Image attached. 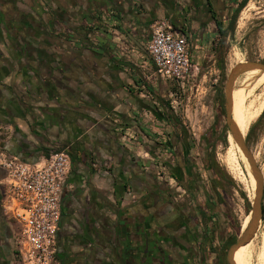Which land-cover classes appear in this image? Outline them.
<instances>
[{"label": "crops", "instance_id": "1", "mask_svg": "<svg viewBox=\"0 0 264 264\" xmlns=\"http://www.w3.org/2000/svg\"><path fill=\"white\" fill-rule=\"evenodd\" d=\"M229 1L0 0L5 148L27 162L62 150L72 157L58 234L62 264H212L201 257L200 215L146 171L121 142L118 121L135 123L132 115L145 110L142 87L159 94L167 83L147 50L153 22L169 19L205 65ZM173 140L185 178L186 146ZM2 192L0 185V264H21L18 226L2 211Z\"/></svg>", "mask_w": 264, "mask_h": 264}, {"label": "rangeland", "instance_id": "2", "mask_svg": "<svg viewBox=\"0 0 264 264\" xmlns=\"http://www.w3.org/2000/svg\"><path fill=\"white\" fill-rule=\"evenodd\" d=\"M232 4L230 0L229 18L232 15L231 8H236ZM246 8L247 20L242 29H239V19ZM243 11L236 24L235 39L232 40L229 37L227 40L229 49L226 56L225 80L219 71L215 51L220 41L219 37L213 46L212 53L214 57L212 59L208 56L205 65H197L193 60L198 70L195 71L192 83L189 86L182 90L175 83L167 82L163 83L162 90L159 88V94L157 95H160L163 101L170 104L180 125H172L157 116L154 111L155 107H159L162 112H164V109L161 103L157 101L155 94L147 86L149 93L140 89L143 94L141 99L145 101L142 104L146 108L140 111V115H132L135 123L118 121L121 142L125 131L130 129L132 131L130 132L131 135L136 138L134 145L130 146L135 156L144 161L145 166L150 165L154 159L155 168H159V171L163 169L171 176L172 171L179 165L175 159L171 143L175 133L181 136L186 146L183 164L188 166V172H193L201 181L205 193L199 194V203H204V201L209 203L208 206L204 204L203 208L216 217L217 232L220 236L233 233V225L239 226L240 234L242 229L247 228L251 221L250 213L255 197L252 191L248 161L246 162L239 151L237 143L235 142L236 146H232L229 142L232 136L226 120L225 92L227 79L231 71L239 65H245L247 62H264V0H248V4ZM228 24L229 19L226 21V26ZM236 51L242 57L240 64L236 63L232 57L233 52ZM191 52L192 54L194 52L193 45ZM243 74L236 79L232 93L233 97L237 95L240 86L243 84ZM151 88L153 90V86ZM148 94L152 96L151 99L146 97ZM256 99H258L256 107L259 108L264 103V87L255 93L253 100ZM259 118L251 124L245 140L264 178V118L261 121H259ZM138 143L140 145H136ZM188 148H191L190 154H187ZM233 149L234 151H232ZM233 152L234 154H232ZM147 154L148 156H146ZM229 166L231 170H229ZM163 179L157 180L170 188L182 205L189 210L200 212L198 201L193 199L189 193L186 194L179 184L173 183V185H170L165 178ZM202 198H204V201ZM258 233V239L256 237L254 244H251V252L255 257L254 264H257L256 257L261 252L264 241V217ZM218 234L216 235V241L221 238ZM238 249L235 250L233 255L235 264Z\"/></svg>", "mask_w": 264, "mask_h": 264}, {"label": "built area", "instance_id": "3", "mask_svg": "<svg viewBox=\"0 0 264 264\" xmlns=\"http://www.w3.org/2000/svg\"><path fill=\"white\" fill-rule=\"evenodd\" d=\"M150 32L147 50L157 75L184 90L192 83L198 70L193 63L189 36L177 30L166 18L154 21ZM131 52L135 54L137 50ZM141 90L149 93L146 86ZM146 97L152 98L150 94ZM130 132L127 129L122 138V143L129 148L136 142ZM5 137L6 133L0 127V171L3 173L0 180L3 190L1 208L5 216L18 226L14 235L18 259L21 264H62L58 258V234L62 218V193L72 171V157L67 150H62L36 162H27L8 153ZM154 162L153 159L146 166L147 172L158 180L165 178L170 185L177 183L165 170L155 168Z\"/></svg>", "mask_w": 264, "mask_h": 264}, {"label": "bare ground", "instance_id": "4", "mask_svg": "<svg viewBox=\"0 0 264 264\" xmlns=\"http://www.w3.org/2000/svg\"><path fill=\"white\" fill-rule=\"evenodd\" d=\"M246 20H247V8L243 11V13L241 14V17L239 19V25H238L239 29H242ZM232 57H233V60L236 61V63H238V64L241 63L242 57H241V54L239 52H237V51L233 52ZM243 75H244V81H242L243 84L240 86L239 91L235 97H233V94H232L231 103H232L233 120H234L235 124L237 125V128H238L240 134L243 136V138H245L249 129H250L251 124L253 123V121H255L257 118H259L264 111V103L261 104L259 108H257L256 106H257L258 99L253 100L255 93L259 89L264 87V70L259 68V67H256V68H253L252 70L247 71ZM240 83H241V81H240ZM247 105H248V107H247ZM231 136H232V134H231ZM229 142H231L232 146H236L235 139L233 138V136L231 137V140ZM221 148H222V146H221ZM238 149L242 153L244 159L247 162L248 159L245 156L244 152L241 150V148L239 146H238ZM232 151H234V149ZM232 154H234V152ZM230 160H231V158H230ZM248 164H249V162H248ZM237 166L239 167V165H237ZM229 168H230L229 170H231L230 166H229ZM249 171L251 174L252 191H253V195L255 196L254 197V200H255L256 192H257V180H256V178L252 172L250 164H249ZM236 173H237V171H236ZM241 178H243V177H241ZM240 180L242 181V179H240ZM258 232H259V229H258L255 237L247 245L242 246L238 249L237 264H247L248 251L251 247V244L252 245L254 244V239L257 236H259ZM257 239H258V237H257ZM256 262H257V264H264V241L262 244L261 252L256 257Z\"/></svg>", "mask_w": 264, "mask_h": 264}, {"label": "water", "instance_id": "5", "mask_svg": "<svg viewBox=\"0 0 264 264\" xmlns=\"http://www.w3.org/2000/svg\"><path fill=\"white\" fill-rule=\"evenodd\" d=\"M259 67L264 70V63H257V62H247L245 65H239L236 68H234L227 79L226 84V92H225V98H226V120L227 125L230 129V132L235 139V142L237 145L241 148V150L244 152L245 156L248 159V162L251 166L252 172L257 180V192H256V198L254 200V203L252 205V211L250 213L251 215V221L248 224L247 228L245 230H241L240 237L236 244H234L230 250L228 255V264H235L234 262V252L238 248L247 245L257 234V231L261 225V222L263 221L264 217V178L261 173V170L257 166V163L246 143L245 138L240 134L237 125L235 124L233 117H232V103H231V96L233 93L234 85L236 82V79L241 76L244 72L252 70L253 68Z\"/></svg>", "mask_w": 264, "mask_h": 264}, {"label": "flooded vegetation", "instance_id": "6", "mask_svg": "<svg viewBox=\"0 0 264 264\" xmlns=\"http://www.w3.org/2000/svg\"><path fill=\"white\" fill-rule=\"evenodd\" d=\"M179 160V158H178ZM184 160V159H182ZM189 170L187 169V172ZM185 178L183 177L182 171L177 167L172 171V176L175 178L177 183L180 185L181 188L184 189L186 194H190L193 199L198 201L197 193L195 191L200 192L203 190V187L201 185V181L194 175L193 172H188ZM199 180V181H198ZM170 190V188H169ZM170 192L174 195L172 190ZM176 197V196H175ZM199 211L197 213L201 217V229L198 234L199 237L202 239L201 244V257L206 261L210 260L212 264H228V255L230 248L236 244L230 243L232 241L233 233H227L226 235L222 234L221 236L217 232V221L215 220V216L203 208V204L201 205L199 202ZM208 205V203L206 202ZM205 204V205H206ZM192 222V218L189 216V225ZM219 235L221 237L219 240L216 241V235ZM239 239V238H238ZM238 241V240H237ZM237 264V260H236Z\"/></svg>", "mask_w": 264, "mask_h": 264}, {"label": "trees", "instance_id": "7", "mask_svg": "<svg viewBox=\"0 0 264 264\" xmlns=\"http://www.w3.org/2000/svg\"><path fill=\"white\" fill-rule=\"evenodd\" d=\"M231 2L236 6V8L235 9L231 8L232 9V15L229 18L228 26H226V22H224L222 20L216 21L220 41L217 45V48H215V51L217 54L219 71L221 72L224 80L226 79V70H227L226 69V56H227L228 49H229V44H227V40L229 37H231L232 40L235 39V31H236V24H237L238 18L240 16L241 12L243 11V9L248 4V0H231ZM153 93L155 94L157 101H159L161 103V105L163 106V109H164V112H162V111H160L159 107H155L154 111L156 112L157 116L162 120H166L167 122H169L172 125H175V126L180 125V122L178 121L174 111L171 109L170 104L163 101L162 97H160V95L158 96L154 91H153ZM263 118H264V112L261 115V117L259 118V121H261ZM130 126H131V124H130ZM174 139L177 141L176 147L179 145H181L183 147L185 146V142L180 137V135L175 133ZM172 141H174V140L172 139ZM190 151H191V148L190 149L188 148L187 154H190ZM175 159L178 161L177 155L175 156ZM178 164H179V162H178ZM202 192L205 193V190ZM249 208H250V204H249ZM263 209H264V207H263ZM239 237H240V228L238 225L237 226L233 225V236H232V241H230V243H234V242L236 243ZM251 250L252 249L250 247V249L248 251V255H247V264H254V256H253Z\"/></svg>", "mask_w": 264, "mask_h": 264}]
</instances>
